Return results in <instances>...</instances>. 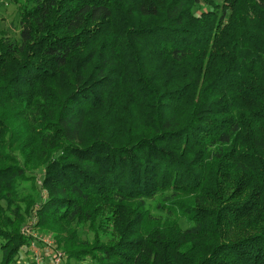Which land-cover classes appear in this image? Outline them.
<instances>
[{"label": "trees", "instance_id": "trees-1", "mask_svg": "<svg viewBox=\"0 0 264 264\" xmlns=\"http://www.w3.org/2000/svg\"><path fill=\"white\" fill-rule=\"evenodd\" d=\"M18 27L0 36V264L25 246L32 173L67 261L264 264V0H39Z\"/></svg>", "mask_w": 264, "mask_h": 264}, {"label": "rangeland", "instance_id": "rangeland-1", "mask_svg": "<svg viewBox=\"0 0 264 264\" xmlns=\"http://www.w3.org/2000/svg\"><path fill=\"white\" fill-rule=\"evenodd\" d=\"M39 0H0V36L16 37L18 34V21L22 10L33 7ZM221 2V0H219ZM36 174H27V179L21 183V197L18 201L20 218L18 220V236L26 241L14 264H50L53 252L62 255L61 264H87L86 262L67 261L61 246L56 238V225H39L38 218L32 208L39 200ZM64 229V227L61 228ZM65 227L62 239L67 241L72 232ZM1 261V256H0Z\"/></svg>", "mask_w": 264, "mask_h": 264}, {"label": "built area", "instance_id": "built-area-1", "mask_svg": "<svg viewBox=\"0 0 264 264\" xmlns=\"http://www.w3.org/2000/svg\"><path fill=\"white\" fill-rule=\"evenodd\" d=\"M53 258L51 260V263L50 264H61L62 262V255H60L59 253H56L53 252Z\"/></svg>", "mask_w": 264, "mask_h": 264}]
</instances>
